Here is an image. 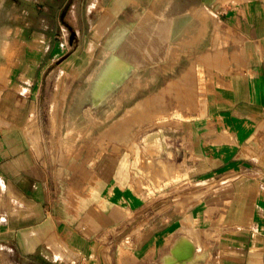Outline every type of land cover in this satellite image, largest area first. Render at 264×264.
<instances>
[{"label": "crops", "instance_id": "0c3cea01", "mask_svg": "<svg viewBox=\"0 0 264 264\" xmlns=\"http://www.w3.org/2000/svg\"><path fill=\"white\" fill-rule=\"evenodd\" d=\"M125 1L100 0L99 13ZM203 9L236 40L233 71L166 147L167 133L140 136L122 119L105 149L60 158L32 121L39 53L25 48L0 90V264H264V0H162L156 15L186 32Z\"/></svg>", "mask_w": 264, "mask_h": 264}, {"label": "rangeland", "instance_id": "374dc122", "mask_svg": "<svg viewBox=\"0 0 264 264\" xmlns=\"http://www.w3.org/2000/svg\"><path fill=\"white\" fill-rule=\"evenodd\" d=\"M124 3L122 14L115 16L99 13L106 8L100 0H5L0 10V74L5 71L0 90L7 76L23 70L19 58L25 48L32 50L30 59L34 51L39 53L30 65L37 77L30 83L40 89L32 121L48 126L44 128L56 141L52 151L60 158L105 149V138L109 141L122 130L115 123L122 119H132L129 125H138L140 136L167 133L166 147L177 140L175 122L197 112L203 98L233 71L227 60L236 40L213 10H198L196 20L192 16L186 21L188 30L177 32L169 31L166 16L156 15L162 0ZM91 8L95 12L89 15ZM104 20L106 30L96 38L94 28ZM123 48L134 52L140 68L125 74L109 97L110 105L88 104L85 96L101 66ZM63 137L69 144L62 143ZM78 137L90 144H74ZM162 148L160 155L168 151Z\"/></svg>", "mask_w": 264, "mask_h": 264}, {"label": "bare ground", "instance_id": "6f19581e", "mask_svg": "<svg viewBox=\"0 0 264 264\" xmlns=\"http://www.w3.org/2000/svg\"><path fill=\"white\" fill-rule=\"evenodd\" d=\"M113 55L101 66V70L93 82L91 92L85 96V102L88 104L100 105V107L110 105L109 97L114 90H117L116 88L125 78V74L136 72L140 68V63L135 58L134 52L127 48L120 49Z\"/></svg>", "mask_w": 264, "mask_h": 264}]
</instances>
